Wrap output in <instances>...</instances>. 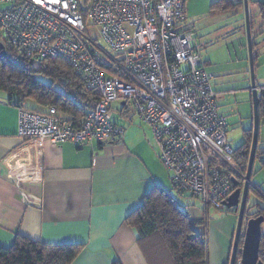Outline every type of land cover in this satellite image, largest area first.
<instances>
[{
  "label": "built area",
  "instance_id": "1",
  "mask_svg": "<svg viewBox=\"0 0 264 264\" xmlns=\"http://www.w3.org/2000/svg\"><path fill=\"white\" fill-rule=\"evenodd\" d=\"M0 1L9 3L0 11V31L19 55L65 59L100 93L82 121H68L55 106L47 112L20 107L21 137L112 142L125 132L113 120L114 103L120 102L151 127L177 188L205 205L229 199L237 188L230 122L187 24L188 0Z\"/></svg>",
  "mask_w": 264,
  "mask_h": 264
},
{
  "label": "crops",
  "instance_id": "2",
  "mask_svg": "<svg viewBox=\"0 0 264 264\" xmlns=\"http://www.w3.org/2000/svg\"><path fill=\"white\" fill-rule=\"evenodd\" d=\"M257 55L264 66V52ZM213 89L230 130L237 121L223 106L228 92L218 85ZM258 89L261 96L264 86ZM26 104L47 112L31 100ZM113 108L114 122L125 130L121 138L103 144L39 143L19 135V108L0 91V246L22 236L46 245L82 244L72 264H151L127 219L147 195L168 191L172 181L151 127L122 104ZM193 216L201 218L199 212ZM210 228L208 223L210 264H229L235 229L223 245L211 241Z\"/></svg>",
  "mask_w": 264,
  "mask_h": 264
},
{
  "label": "trees",
  "instance_id": "3",
  "mask_svg": "<svg viewBox=\"0 0 264 264\" xmlns=\"http://www.w3.org/2000/svg\"><path fill=\"white\" fill-rule=\"evenodd\" d=\"M224 1L227 2L225 8L240 5L238 1L234 4L235 0ZM250 3L259 4L260 31L264 34V3L260 0H249ZM250 18L253 30L251 12ZM2 37L0 31V43L6 46L5 50L0 48V91L7 93L10 101L18 108L27 107L26 103L31 100L41 108L57 107L68 121L84 120L100 99V93L87 87L71 63L62 58L33 59L19 55ZM255 47L253 41L254 65L258 59ZM259 110L261 122L264 118V93L261 94ZM252 142L253 126L245 130V140L234 148V159L238 164L243 162L239 164L242 172H247ZM262 153L264 147L260 148L259 136L255 158ZM169 175L171 179V174ZM173 186L179 193L184 194L174 183ZM213 204L219 205L215 202L204 204L205 213ZM227 211L233 212L231 209ZM257 215L264 216V208L258 209ZM127 222L138 231L139 241L151 264H210L207 216L195 218L190 208L183 209L167 190L159 188L147 195L143 204L129 215ZM200 227L205 231L200 232ZM242 245L243 240L240 246ZM82 248V244L46 245L17 236L11 246H0V264H72ZM240 257L241 249L237 260ZM260 259L264 262V235Z\"/></svg>",
  "mask_w": 264,
  "mask_h": 264
},
{
  "label": "rangeland",
  "instance_id": "4",
  "mask_svg": "<svg viewBox=\"0 0 264 264\" xmlns=\"http://www.w3.org/2000/svg\"><path fill=\"white\" fill-rule=\"evenodd\" d=\"M237 1L240 5H230L228 8H225L227 2L224 0H188L186 4L187 24L196 34V43L201 45L204 61L216 74L212 85L215 89L218 85L228 92L224 97L223 106L225 105V109H229L233 116L236 115L233 120L237 123H234L228 132V138L233 148L238 147L245 140V130L253 125L254 114L252 111L251 59L246 11L244 0H235L234 4ZM222 5L224 7H219ZM7 6L8 3H0V9ZM249 9L253 16L252 40L256 44V53L258 51L261 53L264 52V34H261L260 31L262 28L260 27L261 19L258 8L254 3H250ZM90 33L99 39L95 29H91ZM101 45L104 46V43L101 42ZM255 77L258 88L264 86V66L260 57L255 61ZM120 104V102H115L114 107L117 109ZM222 109L224 108L222 107ZM259 136L260 148H263L264 119L260 122ZM239 164L235 159V171L232 170L231 173L242 178L241 180L237 179L241 183V187L244 188L247 172H242ZM248 165L246 171H248ZM252 173L243 233L248 220L258 217L257 210L264 208V153L256 155ZM170 185L168 193L180 203L183 209L190 208L193 214L199 212L201 217L207 216L211 227V241L216 240L226 245L227 241L232 238L231 234L234 233V229L236 230L238 212L227 211L228 209L222 204H213L205 213L204 204L200 199L187 193H179L172 182ZM262 231L264 235V222Z\"/></svg>",
  "mask_w": 264,
  "mask_h": 264
},
{
  "label": "water",
  "instance_id": "5",
  "mask_svg": "<svg viewBox=\"0 0 264 264\" xmlns=\"http://www.w3.org/2000/svg\"><path fill=\"white\" fill-rule=\"evenodd\" d=\"M244 6L246 11L247 36H248L250 59H251L252 100H253V109H254L253 142H252L250 160H249L244 188L243 189L237 188L224 204L228 209H234L236 212H238V223L235 230L233 248H232L229 264H236L242 237H243V245L241 247L242 263L264 264V262L260 259V247L263 236L262 224L264 222V216L261 215L249 219L247 222V227L245 228V232L243 233L245 212L248 203L249 187L251 183L255 154L259 142V128H260L259 106H260V98H261L259 94V89L256 85V77H255L249 0H244ZM0 48L5 50V44L0 43ZM234 183L236 186L239 185V181L237 179L234 180Z\"/></svg>",
  "mask_w": 264,
  "mask_h": 264
},
{
  "label": "clouds",
  "instance_id": "6",
  "mask_svg": "<svg viewBox=\"0 0 264 264\" xmlns=\"http://www.w3.org/2000/svg\"><path fill=\"white\" fill-rule=\"evenodd\" d=\"M6 47V46H5ZM239 181V180H238ZM245 185V184H244ZM237 188H241V189H243V187H241V185H240V182H239V185L238 186H236ZM236 188V189H237ZM225 207H226V205L225 204H223ZM227 208V207H226ZM228 209V208H227ZM231 210H234V209H231ZM241 249V248H240ZM240 259L242 260V258L240 257ZM238 261V260H237ZM237 261H236V264H237Z\"/></svg>",
  "mask_w": 264,
  "mask_h": 264
}]
</instances>
